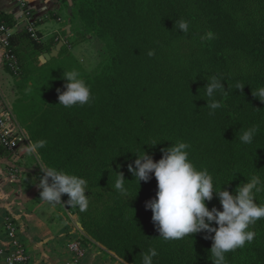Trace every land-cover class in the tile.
I'll list each match as a JSON object with an SVG mask.
<instances>
[{
  "label": "trees",
  "instance_id": "trees-1",
  "mask_svg": "<svg viewBox=\"0 0 264 264\" xmlns=\"http://www.w3.org/2000/svg\"><path fill=\"white\" fill-rule=\"evenodd\" d=\"M72 1L65 0L72 32L100 38L107 55L91 71L64 49L42 62L57 40H41L28 28L12 34L9 49L21 64L15 104L20 125L32 143L46 142L38 153L47 169L86 179L87 197L102 201L95 212L65 203L79 214L88 234L84 241L101 243L129 264H142L149 248L157 252L153 264H212L206 233L177 240L159 236L153 213L145 207L156 195L157 180L153 175L139 185L128 166L134 165L136 153L147 151L158 161L161 149L184 142L189 159L198 170H208L218 190L224 186L234 193L254 175L264 181V102L252 92L264 87V0ZM182 20L201 23L203 32L189 60L173 69L159 53L184 35L178 23L174 26ZM0 22L11 28L17 23L4 12ZM16 36L28 38L29 54L19 51ZM240 56L250 70H233ZM73 69L90 85V100L65 107L58 89L64 90L63 73ZM211 77L225 86L214 92L221 105L215 110L207 106L205 86ZM250 128L257 130L252 143H242L240 136ZM119 172L126 178L127 196L114 189ZM105 186L114 191L111 200L98 189ZM67 200L64 195L63 203ZM218 201L214 196L209 208L218 207ZM252 231L253 241L226 253V264H264V218Z\"/></svg>",
  "mask_w": 264,
  "mask_h": 264
},
{
  "label": "clouds",
  "instance_id": "clouds-1",
  "mask_svg": "<svg viewBox=\"0 0 264 264\" xmlns=\"http://www.w3.org/2000/svg\"><path fill=\"white\" fill-rule=\"evenodd\" d=\"M182 32L189 31L186 21L175 22ZM154 53L149 51L148 55ZM65 78L64 90L59 92V104L72 107L76 104L84 105L90 100V85L75 69L63 73ZM206 95L207 106L215 110L221 107L213 99L214 92L225 88L221 79L207 78ZM244 85L237 84L236 89H243ZM31 91V88L26 89ZM253 95L264 102V87L253 91ZM256 128L244 131L240 136L242 143L250 144L256 133ZM44 140L32 143L27 151L35 154L39 159L38 149L44 147ZM153 143L152 145H156ZM188 144L175 142L169 147L161 149L162 157L157 161L147 151L143 155L137 154L133 164H129V171L134 179L148 182L154 175L157 180V192L154 198L146 201V209L153 213L152 221L157 227L159 236L164 240H177L185 236L204 232L205 239L212 240L209 250L212 264H226L225 254L237 248L244 247L246 242H252L255 232L250 229L257 220L264 218V204L257 203V193L264 190V181L258 175L246 182H241L235 192L223 186L217 189L212 175L207 169L198 170L189 159ZM125 176L119 172L114 189L121 195H128L125 186ZM42 189L40 198L55 205L63 202L62 197L68 196L64 203L71 207L78 206L80 211H86L89 198L86 195L87 180L68 173L64 170L48 168L40 181ZM218 197L221 207L212 206L209 202ZM157 255L154 248H149L142 257V264H153V257Z\"/></svg>",
  "mask_w": 264,
  "mask_h": 264
},
{
  "label": "crops",
  "instance_id": "crops-1",
  "mask_svg": "<svg viewBox=\"0 0 264 264\" xmlns=\"http://www.w3.org/2000/svg\"><path fill=\"white\" fill-rule=\"evenodd\" d=\"M0 12L12 13L16 19L15 27L11 28L12 34L17 35L28 28L29 20H32L38 38L49 42L53 39L58 42L62 40L64 52L72 49L67 46L69 42L66 40L74 33L71 32L70 8L65 5V0H0ZM16 37L19 51L22 52L27 47L30 53L28 38ZM6 52L7 48L1 43L0 37V110L3 113L12 111L14 129L22 136L21 148L16 156H11L0 147V243H6L5 223L11 219L17 225L18 235L32 255L33 264H62L66 239L72 236L74 226L79 227L78 220L74 214L66 211V207H60L59 203L53 205L40 198L42 189L39 184L47 168L40 157L37 159L35 154L27 151L32 142L15 112L20 74H16L9 67ZM108 253L114 255L112 252ZM83 264L112 263L96 255L93 261L88 257Z\"/></svg>",
  "mask_w": 264,
  "mask_h": 264
},
{
  "label": "rangeland",
  "instance_id": "rangeland-1",
  "mask_svg": "<svg viewBox=\"0 0 264 264\" xmlns=\"http://www.w3.org/2000/svg\"><path fill=\"white\" fill-rule=\"evenodd\" d=\"M78 26V25H76ZM77 30V27H75ZM72 32V31H71ZM203 32L201 23L194 22L189 23V31L187 33H184V35L177 38L172 43L163 46L160 53H159V59L164 64L167 65L173 69H176L180 67L181 65H184L190 58V54L199 44V38ZM74 33V32H73ZM70 38V39H69ZM66 40L69 42L67 44L68 47H71L72 49H67L65 53H72L77 58L79 63L88 71H91L95 68V66L105 58L107 55V46L105 42H103L100 38L96 37L93 34H80L76 36L74 33L72 36H69L66 38ZM29 48L24 47L23 52L26 54H29ZM28 51V52H27ZM64 52V51H63ZM78 54L76 56V54ZM67 53V54H68ZM20 63V61H19ZM21 67V64H20ZM233 70H242V71H248L250 70V65L248 64L247 60L240 56L236 63H232ZM21 80V79H20ZM18 89V87H17ZM19 91V89H18ZM29 136V134H28ZM30 138V137H29ZM25 145V144H23ZM20 151V150H19ZM104 195V198L107 200H111L115 197L114 191L110 187H100L98 188ZM257 203L264 204V191L262 194L257 196ZM60 207H66V211L68 213L74 214L77 218V222L79 224V227L77 228L74 226L72 228V236H70L68 239H66V252L62 260V264L64 260L68 256L67 246L68 244L77 239L78 237H81L83 239V243L86 244L88 248L87 256L85 259H83V263H85V260L89 257V260H94L96 258V255L99 256L101 259H107L112 264H129L125 262L121 257H119L114 251L109 250L104 245H102L99 242H96L95 240H91V242L84 241L85 237H88L87 232L85 231L84 227L80 224V217L77 212H75L72 208H68L67 205L63 202H59L58 204ZM218 207H221L220 201L217 203ZM102 201L97 198L96 196H93L92 199H89V205L88 208L93 210L94 212L96 210L102 209ZM254 224L250 226L249 230H253ZM102 246V247H100ZM108 252L114 253V255H110ZM91 254V255H90ZM119 260H118V259ZM120 260L123 262H120Z\"/></svg>",
  "mask_w": 264,
  "mask_h": 264
},
{
  "label": "built area",
  "instance_id": "built-area-1",
  "mask_svg": "<svg viewBox=\"0 0 264 264\" xmlns=\"http://www.w3.org/2000/svg\"><path fill=\"white\" fill-rule=\"evenodd\" d=\"M29 22V31L34 37H38L34 21L29 20ZM11 36V27L7 26L4 22H0L1 43L7 48L6 60L11 70L19 74L21 71L19 59L9 49ZM5 113L0 110V144L5 147L11 156H16L21 148L20 136L22 135L14 129V115L12 111ZM5 229L6 243H0V262H4V264H33L32 255L19 237L15 222L9 219L5 223ZM67 251L68 256L63 264H83V259L87 256L88 248L83 243V239L78 237L68 244Z\"/></svg>",
  "mask_w": 264,
  "mask_h": 264
},
{
  "label": "water",
  "instance_id": "water-1",
  "mask_svg": "<svg viewBox=\"0 0 264 264\" xmlns=\"http://www.w3.org/2000/svg\"><path fill=\"white\" fill-rule=\"evenodd\" d=\"M70 4H72V0H69ZM64 46V42L61 40L58 42V44L56 45V47L51 50L50 52H46L44 54V57H43V62H47V61H50L51 59L55 58V57H58L61 53V50Z\"/></svg>",
  "mask_w": 264,
  "mask_h": 264
}]
</instances>
